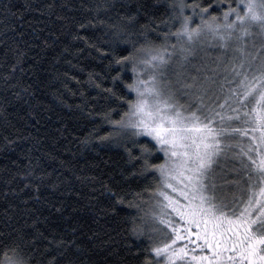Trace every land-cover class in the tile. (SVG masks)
<instances>
[{
  "label": "trees",
  "instance_id": "16d2710c",
  "mask_svg": "<svg viewBox=\"0 0 264 264\" xmlns=\"http://www.w3.org/2000/svg\"><path fill=\"white\" fill-rule=\"evenodd\" d=\"M237 2L0 0V264L9 258L21 264H157L147 227L163 155L126 126L135 62L167 42L181 47L179 14L188 21L220 19ZM183 38L191 54L197 46L190 60L219 65V49L199 46L212 45L205 38ZM247 44L252 66L264 71L261 41ZM233 56L224 63L238 65ZM176 71L163 82L172 76L167 90L180 103ZM230 73L213 70L200 85L215 81L213 99L229 94L240 101L246 90ZM186 88L183 95H193ZM213 99L208 106L220 104ZM250 109L245 101L237 110L244 118L227 121L234 128L230 144L240 145L237 137L246 131L237 129L250 124ZM246 160L229 162L227 182L255 184Z\"/></svg>",
  "mask_w": 264,
  "mask_h": 264
},
{
  "label": "rangeland",
  "instance_id": "374dc122",
  "mask_svg": "<svg viewBox=\"0 0 264 264\" xmlns=\"http://www.w3.org/2000/svg\"><path fill=\"white\" fill-rule=\"evenodd\" d=\"M237 1L236 9L227 11L220 19L198 17L196 21H188L179 14L181 47H172L167 42L161 49L145 52L135 62L138 67L126 126L151 139L163 155V163L158 167L162 184L150 207L151 221L147 227L157 264H217L215 251L208 258L198 253L200 245L191 247L195 244L192 239L186 238L190 240L184 242L182 231L190 227L199 229L197 238L207 247L216 246L219 231L227 224H264V71L254 69L253 55L250 46L247 47V42L259 40L264 49V0ZM194 34L212 44L200 47L210 52L219 49L215 55L220 57L216 60L218 66L196 64L188 58L196 55L197 46L191 54L183 36ZM238 35L239 39L232 41ZM245 40L248 41L244 46ZM236 43L238 48L233 46ZM204 52L207 51L201 54ZM231 56L238 65L224 63ZM260 58L264 60V55L260 54ZM253 64L258 67L260 60H254ZM175 69L182 96L180 103L167 90V80L172 76L163 82L166 74ZM228 69L231 75L236 73L240 87L246 90L240 101L229 94L223 96L228 90L219 93L223 97L213 99L217 91L215 81L207 80L200 85L203 75L209 74L211 78L213 70L228 75ZM186 87L194 89L193 95H183ZM195 98L199 99V105L192 108ZM211 99L220 104L208 106ZM245 101L251 104L247 115L250 124L237 129L246 132L237 137L240 145L236 146L229 143L235 136H231L234 128H229L227 121L230 123L237 115L244 118L237 110ZM228 108L236 110V114L229 113ZM206 109L208 121L202 119V111L205 113ZM244 141L248 144L244 145ZM235 158L249 159L251 163L246 162L251 165L255 184L240 187L226 181L228 164ZM5 264L21 263L9 258Z\"/></svg>",
  "mask_w": 264,
  "mask_h": 264
},
{
  "label": "flooded vegetation",
  "instance_id": "af4514ba",
  "mask_svg": "<svg viewBox=\"0 0 264 264\" xmlns=\"http://www.w3.org/2000/svg\"><path fill=\"white\" fill-rule=\"evenodd\" d=\"M240 223L243 224H227L225 228L220 229L216 246L206 247L199 241L196 235L199 229L195 227L182 231L184 242L192 239L195 244L191 247L200 245L201 250L197 248L198 253L208 255V258L215 251V256H218L217 264H264V224L258 222L253 226L248 222ZM187 248L189 250V246Z\"/></svg>",
  "mask_w": 264,
  "mask_h": 264
}]
</instances>
